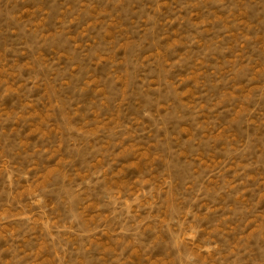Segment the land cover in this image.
<instances>
[{"label":"rangeland","instance_id":"374dc122","mask_svg":"<svg viewBox=\"0 0 264 264\" xmlns=\"http://www.w3.org/2000/svg\"><path fill=\"white\" fill-rule=\"evenodd\" d=\"M0 264H264V0H0Z\"/></svg>","mask_w":264,"mask_h":264}]
</instances>
